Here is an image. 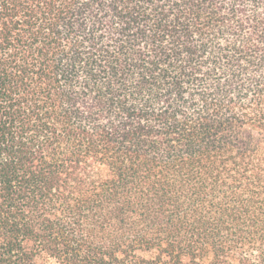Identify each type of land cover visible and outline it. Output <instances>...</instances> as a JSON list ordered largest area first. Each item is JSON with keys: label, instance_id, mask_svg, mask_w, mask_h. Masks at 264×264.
<instances>
[{"label": "trees", "instance_id": "obj_1", "mask_svg": "<svg viewBox=\"0 0 264 264\" xmlns=\"http://www.w3.org/2000/svg\"><path fill=\"white\" fill-rule=\"evenodd\" d=\"M0 264H264V0H0Z\"/></svg>", "mask_w": 264, "mask_h": 264}]
</instances>
